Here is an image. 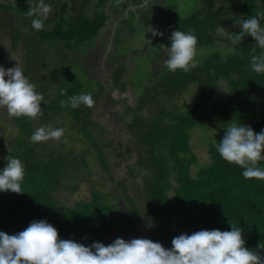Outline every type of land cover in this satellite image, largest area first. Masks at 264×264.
<instances>
[{"label": "trees", "instance_id": "16d2710c", "mask_svg": "<svg viewBox=\"0 0 264 264\" xmlns=\"http://www.w3.org/2000/svg\"><path fill=\"white\" fill-rule=\"evenodd\" d=\"M218 2L208 1L187 17L166 19V39L175 41L183 56L173 66L166 64L167 72H159V83L145 90L148 96H141L137 112L131 115L137 141L142 142L143 153L132 171L141 173L144 181L149 216L142 224L151 264H264V103L259 101L264 100V48L258 47L264 35V30L259 31L264 27V7H259V0ZM11 3L23 14L22 8L32 2ZM236 7L242 8L239 16L234 15ZM105 18L81 20L76 41L92 37ZM236 22H244L245 27L225 39L232 51L226 56L213 51L215 34ZM204 48L209 53L197 60V51ZM120 74H115L116 80ZM221 83L227 86L224 92H218ZM189 86H195L196 94L184 111L174 104L166 109V116L162 109L156 115L151 112L158 88L164 87L168 98L176 99ZM82 87V81L66 76L53 107L44 110L57 111L64 104L100 149L86 122L97 98L82 99ZM147 106L150 116L144 119L139 112ZM206 106L224 121L218 128L225 138L210 143L209 163L193 175L196 158L187 157L192 151L190 132L205 121L200 112ZM36 117L31 104L18 105L17 144L0 160V252L13 258L17 249L29 253L45 249L50 254L38 260L21 259V264H143L134 250L111 242L110 233L119 222L106 220V215L115 214L117 206L105 203L104 193L94 190L89 203L74 207L55 204L52 193L61 178L86 162L67 161L52 153L49 162L35 159L34 150L45 141L40 137L46 128L34 130ZM103 166L109 168L104 162ZM125 198L134 206L133 198Z\"/></svg>", "mask_w": 264, "mask_h": 264}, {"label": "rangeland", "instance_id": "374dc122", "mask_svg": "<svg viewBox=\"0 0 264 264\" xmlns=\"http://www.w3.org/2000/svg\"><path fill=\"white\" fill-rule=\"evenodd\" d=\"M208 1L212 0H160V2L157 0L156 6L149 7V11L141 18L142 20L138 18L142 22L131 25L136 26V31L130 32L127 36L128 42L125 43L127 48L124 49L122 45L117 44L116 39L108 37L110 35L102 39L101 49L108 50L109 54L104 55L100 51L97 61L98 63L99 60L102 63L108 61L109 65L113 62L114 65L110 68V72L105 69L99 75L88 78L84 76L86 74L82 73L74 76L70 75L72 73L68 75L72 81L75 79L80 80L81 77L84 82L82 95L86 96L85 99H89L93 93L100 98L91 106L89 116L86 119L100 149L94 147V144L80 129L79 124L75 123L72 112L64 110V104H61L60 109L57 111L54 108L44 110V106L53 107L52 103L56 98L58 88L64 86L62 68H59L57 73L54 71L57 75L63 74L61 79L58 78L59 81L45 76V70L40 68L37 71V81L40 80V83L28 82L23 77L22 66L13 69L10 62L12 57L23 65V59L27 53L20 51L17 55L10 54L11 39L6 36L3 41V53L0 54V99L1 95L3 97V102L0 101V160L4 159L12 146L17 144L18 130L14 115L18 113V105L21 102H28L37 114L34 120V130H40L43 126H46L40 137L41 142L42 139L45 141L35 148V159L42 158L43 162H49L48 155L52 153L55 157L59 155L61 158H66L67 161L74 160V162L79 163L81 159H84L86 162L73 174L70 172L67 176L61 178L58 189L52 193L55 204L74 207L78 202L89 203L94 190L104 193L103 200L105 203L117 206V209H113L115 214L109 212L106 215V220H117L119 222L112 228L110 233L111 242L117 247L124 245L128 249L134 250L138 260L142 261L143 264H151V258L146 254L149 239L146 227L142 224V221H146L149 215L143 178L137 170L132 171L137 164L139 154L143 151L140 144L142 142L137 141V133H134L136 130H134L131 115L138 108L141 96L145 98L148 96L145 90L159 83V72L166 73L168 65L173 66L174 63L172 64V62L182 57L183 53L180 51L181 48L179 50V47H177L178 44L172 41L169 43L170 52L164 50L154 56L155 67L152 65L153 62H150V65L147 66L143 65L144 56L142 53L151 48L153 41L168 42L166 39V19L177 20L178 17H187L199 7L201 8V6L207 4ZM213 1L219 3L220 0ZM258 5L259 7L262 5L263 9L264 0H259ZM83 8L81 7V9ZM94 8L90 5V16L94 12ZM69 10L71 9L69 8ZM159 10H161L160 16L157 15ZM241 11L242 8L236 7L234 15H241ZM84 15L86 16V14ZM54 19L57 20L59 17ZM76 19L81 20L82 17L79 15ZM244 24V22H236L222 27L215 34L217 42L213 51H221L223 56L231 52L233 48L227 45L225 39L232 36L235 29L244 28ZM149 28L159 29L160 37H158V40L157 37H154L155 34L151 31L152 29L148 31ZM261 30H264V27L259 31ZM149 35L153 36L150 42L149 38L147 39ZM144 45H148V47L145 48ZM258 47L264 48V35L259 37ZM208 53V49H199L197 60ZM167 59L169 60L167 61ZM120 61L131 64V67L123 69L120 72L119 80H116V71H118V68H123V66H119ZM163 61L168 65L163 66ZM159 62H161V68H158ZM144 68L146 73L142 72ZM91 71L94 72L92 68ZM226 89L227 86L221 83L218 92H224ZM156 91L159 94L154 99L150 109L155 115L160 113L162 109L164 116H166V109H170L174 104H177L180 110L184 111L188 104L193 103L196 94L195 86H189L183 95L176 99L168 98L164 87H160ZM6 94L10 95V99H7ZM27 97L30 98L29 101ZM259 101L264 103L263 99H259ZM150 109L147 106L139 113L146 119L150 116L146 111ZM200 114L206 119L190 132L192 151L187 155V157H190L193 154L196 158L191 166L193 175L197 174L201 166H206L209 163L210 143L225 138L218 128L219 123L223 125L224 121L218 120L216 113L210 106L202 109ZM40 115L42 118L39 117ZM166 119V122L171 120L169 117ZM20 159L22 158L18 157V160ZM103 162L108 164V169L103 166ZM124 190L126 191L123 192ZM109 193H113L117 197L113 198ZM126 196L134 199V206L125 198ZM44 250L39 249L37 253L33 250L32 253H29L17 249L14 255L15 259L13 256L9 257L6 251L0 252V264H21V259L25 261L35 260L36 258L37 260L42 259L43 256L50 255L49 253L45 254L46 251ZM46 250L49 249L46 248ZM182 264L189 263L183 262Z\"/></svg>", "mask_w": 264, "mask_h": 264}, {"label": "flooded vegetation", "instance_id": "af4514ba", "mask_svg": "<svg viewBox=\"0 0 264 264\" xmlns=\"http://www.w3.org/2000/svg\"><path fill=\"white\" fill-rule=\"evenodd\" d=\"M13 1L0 0V54L3 53V41L6 36H9L11 39L10 54L17 55L20 51L27 53L23 59V65L20 61H16V58H10L13 69L22 66L23 77L33 83H40V80L37 81V71L40 68L45 70V76H49L55 81H59L63 74L65 79L70 72L86 74L84 76L87 78L99 75L105 69L110 72V68L114 65L112 61H110L111 65L108 64V61H105L107 63H102L100 60L98 63L97 61L100 51L104 55L109 54L108 50L101 49L102 39L110 35L108 37L116 39L117 44L122 45L124 49L127 48L125 45L128 42L127 36L130 32L136 31V26L131 25L142 22L140 20L149 11V7H155L157 2V0H107L105 3L102 2L103 0H88L87 2L85 0H30L31 5L27 9L22 8V14L14 10V4L11 5ZM7 5H10L9 8ZM90 5L95 7L91 16L89 14ZM81 7L84 8L81 9ZM160 11L158 16L161 14ZM79 15L82 17L81 20L86 17L97 19L100 15H104L106 18L103 27L95 30L92 37L76 41L75 30L81 22L76 19ZM55 17H59V19L55 20ZM150 29L158 40L159 29L149 28L148 31ZM64 35H69V37L74 35V38L64 37ZM162 37L164 36L162 35ZM148 38L150 42L153 36L149 35ZM147 39L145 38L146 41ZM144 47L147 48L148 45H144ZM164 50L170 52L169 42L153 41L151 48L142 53L144 56L143 65H150V62L155 59L154 56ZM126 63L120 61L119 66H123V68H118L117 72L131 67V64ZM155 64V62L152 63L154 67ZM165 64L166 62L163 61V66ZM161 66V62H159L158 68ZM59 68L63 70L61 75L56 74ZM91 68L94 70V72L91 71L92 73L90 72ZM142 70L146 73L145 68ZM80 81H82L81 77ZM82 85V91H84L83 81ZM6 96L7 99H10V95L6 94ZM94 96L100 100L99 96L94 93L90 99H93ZM81 97L83 99L86 96L81 93ZM27 98L29 101L30 98ZM0 101L3 102L2 95Z\"/></svg>", "mask_w": 264, "mask_h": 264}]
</instances>
